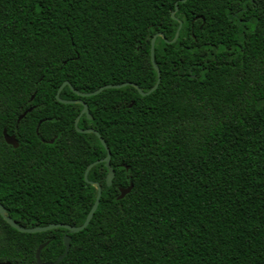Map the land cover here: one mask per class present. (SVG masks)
I'll return each mask as SVG.
<instances>
[{
  "label": "trees",
  "instance_id": "trees-1",
  "mask_svg": "<svg viewBox=\"0 0 264 264\" xmlns=\"http://www.w3.org/2000/svg\"><path fill=\"white\" fill-rule=\"evenodd\" d=\"M66 80L128 84L60 92L115 175L90 168L100 201L58 264H264V0H0V200L23 227L81 225L96 200L84 173L107 150L57 99ZM66 232L0 214V261L36 264L42 243L54 261Z\"/></svg>",
  "mask_w": 264,
  "mask_h": 264
},
{
  "label": "water",
  "instance_id": "water-1",
  "mask_svg": "<svg viewBox=\"0 0 264 264\" xmlns=\"http://www.w3.org/2000/svg\"><path fill=\"white\" fill-rule=\"evenodd\" d=\"M183 1H186V0H183ZM178 9V4H176V9L175 11ZM174 11V12H175ZM174 12H173V15H174ZM182 27V21L179 20V27L177 29V32H176V35L175 37L173 38L172 41H175L178 36H179V32H180V29ZM159 35L163 36L165 38V36L162 34V33H159ZM155 39H156V36H154L151 40V60H152V63H153V66L154 68L156 69L157 71V75H158V79L156 81V83L148 90V91H143L139 86H137L136 84H133L139 91V93L141 95H146V94H149L151 93L153 90H155L159 83H160V79H161V70L160 68L158 67V65L156 64L155 62V58L153 57L154 56V48H155ZM166 39V38H165ZM128 82H125V83H120V84H106V85H103L101 87H99L98 89L94 90V91H89V92H81V91H78L76 89L73 88V86L70 84L69 81H64L57 93H56V97L58 100L64 102V103H81L83 104V109L81 110V113L80 115L76 118L75 120V127L76 129L79 131V132H82V133H90V132H93L95 133L100 141L102 142V144L104 145V147L106 148L107 150V154L105 157L101 158V159H98L92 163H90L88 165V167L86 168L85 170V173H84V176H85V179L90 182L91 184H93L96 188H97V196H96V200L92 206V208L90 209L84 223H82L81 225H71V224H67V223H50L48 225H42V226H34V227H23L21 225H19L10 215L7 214L6 212V209L4 207V205L1 203V200H0V214L4 217V219L10 224L12 225L14 228L18 229V231H22V232H40V231H45V230H49V229H52V228H56V227H63L65 229H67V232L65 233L64 235V243H65V250L62 254H60L57 259H55L54 261H43L41 259V249L44 247L45 243H42L37 251H36V264H58L64 257L65 255L68 253L69 251V248H70V242H71V236H70V233H75V232H78L80 230H84V228L89 224L91 218L93 217L94 215V212L96 211L97 209V206L99 204V201H100V197H101V194H102V187L101 185L98 183V182H94V181H90L88 180V172L90 170V168L97 164V163H100V162H104L105 166L108 168V172L106 173L107 176H106V182H107V185L110 186L112 184V181H113V178H114V169L113 167L111 166L110 164V160H111V152H110V149L109 147L107 146L106 144V141L105 139L101 136V134L99 133V131H97L96 129L94 128H80L78 126V122H79V119H80V116L82 114H86L88 116V118H92V116L90 115V112H89V108H88V105L86 102H84L83 100H68V99H62L60 98V92L61 90L64 88V86L66 85H69L78 95L80 96H91V95H95V94H98L99 92H101L103 89L105 88H120L122 86H125L127 85ZM32 110V107H29L27 109V111L25 110L19 117H18V121H20L28 111H31ZM4 137H5V140L7 143L13 145L14 147H17L18 146V140L17 138L15 137V135H11V134H8L7 130L4 129ZM52 141V140H51ZM133 186V183H130V185L128 187H123L120 189V194L118 196V198H123L128 192H130L131 188ZM0 264H19V263H13L11 261H0Z\"/></svg>",
  "mask_w": 264,
  "mask_h": 264
}]
</instances>
